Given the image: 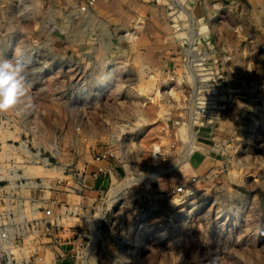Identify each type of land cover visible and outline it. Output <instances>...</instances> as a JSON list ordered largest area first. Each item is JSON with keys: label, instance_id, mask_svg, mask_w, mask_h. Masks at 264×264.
Wrapping results in <instances>:
<instances>
[{"label": "rangeland", "instance_id": "rangeland-1", "mask_svg": "<svg viewBox=\"0 0 264 264\" xmlns=\"http://www.w3.org/2000/svg\"><path fill=\"white\" fill-rule=\"evenodd\" d=\"M0 55V264H264V0H0Z\"/></svg>", "mask_w": 264, "mask_h": 264}, {"label": "clouds", "instance_id": "clouds-1", "mask_svg": "<svg viewBox=\"0 0 264 264\" xmlns=\"http://www.w3.org/2000/svg\"><path fill=\"white\" fill-rule=\"evenodd\" d=\"M26 66L0 55V112L13 110L25 92Z\"/></svg>", "mask_w": 264, "mask_h": 264}, {"label": "bare ground", "instance_id": "bare-ground-1", "mask_svg": "<svg viewBox=\"0 0 264 264\" xmlns=\"http://www.w3.org/2000/svg\"><path fill=\"white\" fill-rule=\"evenodd\" d=\"M31 1V3L33 4V5H36L37 3H38V0H30ZM177 1V0H176ZM178 3V2H177ZM178 5H180V4H178ZM182 8V7H181ZM186 10V9H185ZM188 12V11H187ZM190 17V16H189ZM140 21V20H139ZM138 23V22H137ZM125 33V32H124ZM122 34V37H125L126 36V34ZM130 34H132V33H130ZM128 35V34H127ZM191 35V34H190ZM119 38V37H118ZM120 39V38H119ZM122 39V38H121ZM126 39V38H125ZM120 42V41H119ZM105 59V58H104ZM113 63H114V61H113ZM118 64V63H117ZM116 64V65H117ZM100 66V65H99ZM111 66V65H110ZM112 70H114V69H112ZM195 74V73H194ZM149 77H150V74H149ZM194 78V77H193ZM154 80V79H153ZM196 80H198V77H197V79ZM195 80V81H196ZM140 81L141 82H145L146 83V85L145 86H138V91H139V93H143L142 95H147L148 97H151L152 95H151V92H150V83L149 84H147V81L146 80H144L143 78H141L140 79ZM149 81H151V80H148V82ZM152 82V81H151ZM198 82V81H197ZM193 83H194V81H193ZM155 84V82L153 83V85ZM100 86V85H99ZM150 89V90H149ZM156 90V89H155ZM160 91V90H159ZM163 91V90H162ZM157 92H158V90H157ZM156 91L154 92V94L155 95H157L158 93H157ZM164 92V91H163ZM162 92V93H163ZM173 92V91H172ZM157 93V94H156ZM160 93V92H159ZM161 93V94H162ZM167 93V92H166ZM170 94L171 95H173L174 94V92H173V94L170 92ZM176 95H178L177 93H175ZM175 95V96H176ZM158 96V95H157ZM159 96H161V95H159ZM147 97V98H148ZM175 98V97H174ZM179 98V97H178ZM151 99L153 100L154 98L153 97H151ZM151 99H149V100H151ZM151 100V101H152ZM204 116V115H203ZM211 117V116H210ZM202 118V117H201ZM200 118V119H201ZM209 118V117H208ZM207 118V119H208ZM203 119V118H202ZM215 119V118H214ZM213 119V120H214ZM205 120V119H204ZM213 122V121H212ZM216 122V121H215ZM192 126V125H191ZM198 131H196V129H194L193 130V128L192 127H190V128H188V127H186V131H185V135H184V137H185V139H187V144H188V149H187V152H185V155H183V157H182V159H181V163L182 162H184L185 160H187V158L188 157H190V154H191V151H192V149L195 147V144H196V137L199 135L198 133H197ZM197 133V134H196ZM201 133V132H200ZM159 147V146H158ZM158 147H157V150H158V152L159 151H161V150H159L158 149ZM176 148V147H175ZM165 172V171H164ZM164 172H162V171H153V172H150V173H148L147 175H145L143 178H141V179H143V180H150V179H154V178H157L158 176H160L162 173H164ZM138 181H140L139 179H131V180H128V182L126 183V184H133V183H135V182H138ZM124 185V184H123ZM185 191V190H184ZM190 192L191 191H189V190H187L185 193H187V195H190ZM187 195H185V197L187 196ZM116 196V195H115ZM115 196H113V197H115ZM112 197V198H113ZM184 197H180L179 195H175L172 199H171V203L174 205V206H176V207H178V206H181V205H183L184 204Z\"/></svg>", "mask_w": 264, "mask_h": 264}, {"label": "built area", "instance_id": "built-area-1", "mask_svg": "<svg viewBox=\"0 0 264 264\" xmlns=\"http://www.w3.org/2000/svg\"><path fill=\"white\" fill-rule=\"evenodd\" d=\"M193 78V77H192ZM114 158V154L113 153H110V152H104V153H101V154H99L98 156H96V160H97V162L98 163H100L101 165H103V163H105V162H107V161H109V160H111V159H113ZM99 172L100 171H103V167H99ZM184 190V188H182V187H180L179 189H178V191L179 192H182ZM82 211H83V209H81ZM67 212H69V210L67 211ZM47 214L48 215H52V211H48L47 212ZM85 230L84 229H80V233H79V236H82V237H85L86 238V235H85ZM80 246V245H79ZM89 246L91 247V244H89ZM62 255V254H61ZM85 254H83V256H84ZM82 256V257H83ZM57 260V258L55 259V261ZM67 260V262H68V259H66ZM66 260L65 259H59L58 260V262H66Z\"/></svg>", "mask_w": 264, "mask_h": 264}, {"label": "crops", "instance_id": "crops-1", "mask_svg": "<svg viewBox=\"0 0 264 264\" xmlns=\"http://www.w3.org/2000/svg\"><path fill=\"white\" fill-rule=\"evenodd\" d=\"M106 163H107V165H106ZM97 164H98V165H101V164H99L98 162H97ZM97 164H96V166H98ZM105 166L110 167V166H112V165H111L109 162H105ZM95 170H96V169H95ZM95 193H96V194L99 193V190H97V191L93 190V191H92V194H95Z\"/></svg>", "mask_w": 264, "mask_h": 264}]
</instances>
